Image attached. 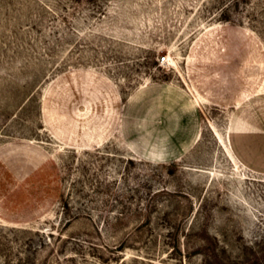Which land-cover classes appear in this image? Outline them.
<instances>
[{"label": "rangeland", "instance_id": "obj_1", "mask_svg": "<svg viewBox=\"0 0 264 264\" xmlns=\"http://www.w3.org/2000/svg\"><path fill=\"white\" fill-rule=\"evenodd\" d=\"M0 264H264V0H0Z\"/></svg>", "mask_w": 264, "mask_h": 264}, {"label": "built area", "instance_id": "obj_2", "mask_svg": "<svg viewBox=\"0 0 264 264\" xmlns=\"http://www.w3.org/2000/svg\"><path fill=\"white\" fill-rule=\"evenodd\" d=\"M165 60H166V58H165V57H163L162 61H165Z\"/></svg>", "mask_w": 264, "mask_h": 264}]
</instances>
